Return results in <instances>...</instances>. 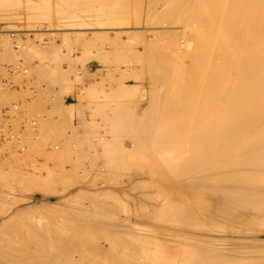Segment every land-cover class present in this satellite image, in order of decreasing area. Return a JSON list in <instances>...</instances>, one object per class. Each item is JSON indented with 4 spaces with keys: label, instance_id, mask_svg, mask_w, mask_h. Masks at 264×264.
<instances>
[{
    "label": "bare ground",
    "instance_id": "6f19581e",
    "mask_svg": "<svg viewBox=\"0 0 264 264\" xmlns=\"http://www.w3.org/2000/svg\"><path fill=\"white\" fill-rule=\"evenodd\" d=\"M45 1H47V0H45ZM133 1H134V3L137 1H139V3H142L141 1L145 2V0H137V1L133 0ZM162 1H164V3H163L164 6L161 7V5L159 4L160 8H161L160 9V8H157L160 0L159 1L158 0H147L146 3H148V6H147L148 8L147 9L144 8V9H146V11H147L146 12L147 18L150 17L151 18L150 20L153 22V25H154V26H152V22H149L151 24L150 26H152V27H148V26L147 27H148V30L150 29L149 32L151 33V35L153 37L152 38L153 42H155L154 40L158 39L159 37H164L167 40H168V38H170V40L166 41V43L169 42L168 43L169 45L167 44L168 46L167 45L166 46L168 48L170 47V49L172 48V53H171V50H170V53L173 54V57L170 54L163 56L161 52H160L161 54H159L158 51L156 52V50H154L155 48H153V47L151 49L150 46H155L156 42L154 44L150 45V43H152V41H149V40H145V42H144L145 43L144 46L147 49L150 48V50H147V49L145 50L146 52L147 51L149 52V53L147 52V55L142 54V55L136 56V60H134L132 57H130L131 55L133 56V53L130 56L126 55L125 57L128 58L127 56H129L131 59H133L132 61H138V64H139L140 62L143 63L144 61H146L148 55L150 54L151 58H152V63L151 62L150 63H151V65H153L152 66L153 68L151 67L152 70L155 69V70H157V72L159 70L162 71L161 74H159L160 72L156 73L159 75V76L157 75L158 77L155 74V72H156L155 70H154L155 72L151 71V72H154L153 74H155V79L153 80V83H155V85L154 84L153 85L155 88H157L156 85L161 84L160 86H163L162 90L164 88V90H163L164 92L163 91L161 92L160 91L161 89L158 90V88L157 89L153 88L154 89L153 91H152V89L148 88L149 91H151V95H149L147 97V99L148 98L149 99L146 103V106L144 107L143 110H141L140 114L135 115V114H131V113L128 114L127 112H134L136 107L132 108L131 106H134L135 102H140L143 100L142 98H140L139 100H137L138 98L135 99V97L138 96L141 92V85H139V84H128L127 83L128 85H121L122 82L120 83V79H119L121 76L118 78H115V76L113 74V76L115 78L114 80L119 79V82H118L119 84L116 82L118 87H115V85H114L115 89L112 88V79L105 78V79H103V81L102 80L97 81V79H96L97 82L95 81L96 84H98V85L100 84V86L102 85L101 87L99 86L101 88V90H99L98 87H96L95 83H94L95 87H93L92 85H91L92 86L91 87L89 85L91 89H87V91L84 90V91H86V94H92L96 98H100L98 95V91L101 92L102 94H104L103 91L106 90V88L104 87V84H106L108 87L107 88L108 92H110V90L112 92V89H113L114 90L113 92L118 91L117 93L115 92L116 95L117 94L123 95V97L120 96L122 98H124V97L127 99L131 98V99L126 100L125 104H123L124 101H122V104L124 106L122 104H120V105L114 104V101H113L114 105H110L111 109L110 108H107V109L104 108L106 110H108V109L111 110V111L110 110L108 111V112H111V114H108V116L105 115L107 117H105L103 115V117H105V119L101 116V114H100V116L102 117L101 119H99L100 117L95 118V115L92 116V119L90 117H88L91 120L90 124L88 125V123H87L88 118H87V120H85V119H83V117H84L83 116L82 117V119H83L82 124L84 126L82 124H80V125H82L81 127H83V130L86 128V130L88 131L89 134L91 132H93V134H94L90 139H89V137H86V140H84V141L81 140V141H83L84 143H87L88 139H89L91 141V143H93L101 151L100 152L98 150L99 152H97V155L95 152V155L99 156L101 154L102 157L104 158L102 160L101 159L102 157L101 158L94 157L93 162H91V159H92L91 156L92 155H90L91 158H90V160H88L89 164H87L88 163L87 159L89 157L87 155L88 157H87L85 162L88 166H86V167H91L93 164L97 163V161H100V164H101V160H102V164L99 166V164L97 163L98 167L95 164L97 169L95 168L93 170L95 172L98 171L99 175H96L98 173H96V174L93 173L92 177L94 175H96L97 178L101 177L105 180V182L107 181L106 182L107 184H110L111 186L109 185L106 189L104 188L105 190L100 189L99 190L100 194H97L99 191L97 193H94L93 191L83 190V189L78 191L79 189L77 188L78 190H77V194H75L76 196L74 195V199L69 197L72 200L69 199L68 204H70L69 202L73 201V200H78L76 202L77 203L79 202V204H80L81 201L84 200V198L85 199L87 198V199H89V201L91 199H92L91 201L94 200L93 204H95L94 205L95 207H94V212H92V213L90 212L92 209L90 211H88V208L90 207L87 205V203L89 204L88 200H87L88 202L86 201L87 203L85 202L86 203L85 205H84V203L83 204L81 203V205H84V209H82L83 208V206H82V208H79L80 209L79 211H76L77 210L76 208L78 205L75 207L76 204H74V205L72 204L73 207H75L76 212L73 211V208L71 210V208H69L66 205L65 208L68 207V209H70V211H71L70 212L68 209L64 208L66 211H68L66 213V215H68L67 217H69V215L71 214L69 218H71V217L73 218V219L71 218L72 221L70 220L71 221L70 223L65 222V221L59 223V221L61 219L64 220L63 215H61L62 216L61 217L59 215V213L57 214L58 218L56 217L57 220L55 219V217H54V219H52L53 217L49 218V216L50 215L53 216V214L49 213L50 214L49 215L47 211H46L47 214H45V215H48V218L44 219L45 215L43 217L42 216L43 213L40 211L38 212V210H37L39 207L36 209L37 211L32 210V209L30 211V209H29L30 212H27L26 210H28V208L24 206L25 209H23L22 208L23 206H21L23 211H21V208H20L21 212L19 210H18L19 211L18 212L17 208H16V212H18V213L13 211L15 213V215L13 214L11 216V214L8 213L10 216H8V217L6 216L7 218H4V221H2L3 219L1 218V221H0V262L2 260H4V261H2V263H4V264H7L9 261H11V262L14 261L15 263L13 262V264H86V262L89 264H100V262L104 263V261L106 264H108V263L109 264H164V262L166 264H264V236H261V235H264V0H162ZM63 2L64 1L62 0V3ZM73 2L74 1H72V3ZM106 2H107V0H106ZM119 2H120V0H118L116 4L118 5ZM126 2H128V1H126ZM144 2H143V4H146ZM10 3H12V2H10ZM120 3H122V2H120ZM126 4L127 3H124V7L126 6ZM143 4H142V7H143ZM3 5H4V3H0L1 8L3 7ZM6 5H9V4L6 3ZM18 5H19V3H18ZM115 5H113V7ZM45 6L47 7L46 4H45ZM91 6H92V4H91ZM137 6L135 7L136 9H137ZM139 6H140V4H139ZM127 7H128L127 9L130 10L129 6H127ZM130 7H132V6H130ZM34 8H35V6H34ZM40 8L42 9V7H40ZM102 8H103V6H102ZM83 9H84V6H83ZM115 9H117V6ZM124 9H126V8H124ZM140 9L142 10V8H140ZM156 9H158V10H156ZM0 10H2V9H0ZM90 10H88V11H90ZM101 10L103 11V9H101ZM114 10H113V13H114ZM121 10H119V11H121ZM126 10H125V13H126ZM96 11H97V9H96ZM134 11H136V10L134 9ZM76 12L77 11L72 12V13H76ZM103 12H102V14H103L102 16L107 17L106 16L107 13H106V15H104L105 12L104 13ZM131 12L133 13V11H131ZM138 12H141V11L139 10ZM56 13H58V12H56ZM69 13H70V11H69ZM113 13L112 14L109 13V14H111L113 17ZM119 13L122 14V12H118V14ZM125 13L122 14L123 18H125L124 17ZM128 13H126V14H128ZM141 14H143V13H141ZM56 15L58 16V14H56ZM59 15H60V13H59ZM97 15H99V14H97ZM100 15H101V13H100ZM115 15H117V14H115ZM154 15H155V18L157 16L160 17L163 15H165V16L167 15V17H170V19H172V20L170 22L166 21L165 23H162V24L159 22L160 24L157 25V23H154V20H156V22H157V21H159V18L158 19L153 18ZM47 16H48V14H47ZM81 16H82V13H81ZM79 17L80 16H78V18ZM114 17H118V15L114 16ZM114 17H113V21H115ZM78 18L76 17L77 20H78ZM136 18H134V19H136ZM145 18H146V15H145ZM145 18H142L141 20H143ZM152 18H153V20H152ZM119 19L120 18L118 17V20ZM162 19H160L161 22H162ZM59 20H60V18H59ZM105 20H103L104 23L103 22L101 23V28H102V26L106 25ZM111 20L112 19H110V21ZM122 20H121V23H124V22H122ZM89 21H86L87 24L89 23ZM107 21H106L107 23L111 24L110 27H112L113 25L116 26V24H114V23L115 22L117 23V21L113 22V25H112V23L109 22L108 18H107ZM139 21L137 24H139ZM95 22H97V21H95ZM147 22L148 21H146V24H149ZM72 23H74V22L72 21ZM78 23L81 25L80 22H78ZM82 23L84 24V21ZM121 23H120V21L117 23L119 25L116 27V29H121V30L126 29L127 31H129L127 28L128 27L127 23H125L127 25V27L123 24L121 25ZM134 23H136V22H134ZM92 24H94V22ZM109 24H107V26ZM155 24L157 26H155ZM27 25H28V23H27ZM31 25H33V24H31ZM140 25H141V23H140ZM58 26H59V23H58ZM65 26H66V23H65ZM67 26H69V25L67 24ZM107 26H105V27H107ZM110 27H108V28H110ZM84 28H86V27H84ZM88 28H90V27H87V29ZM94 28L97 31L98 27H97V29H96V27H94ZM94 28H93V31H94ZM99 28H100V26H99ZM132 28H134V27H132ZM136 28H138V27H136ZM39 29H41V28H39ZM56 29H58V28H56ZM70 29H72V27ZM90 29H92V28H90ZM26 30H28V29H25V32H26ZM121 30H120L121 34L119 33L120 35H122V32L125 31V30H122V31ZM93 31H91V32H93ZM111 31L116 32L117 34L114 33L116 36L119 35L117 30L116 31L111 30ZM132 31H133V29H132ZM132 31L130 29L129 32L135 33ZM2 32H8V33L14 32V33H16V30L15 31H13V30L9 31V29H8V31H7L5 29ZM2 32H0V36L5 35L3 39H6V41L8 38H11L7 41V43L9 45H12L10 43H12L11 40H12V37H14V36L12 35V37H8V36L6 37L7 34L3 33V35H2ZM53 32H55V31H53ZM83 32L84 31H82V33ZM129 32L125 33V35H127V34L129 35ZM56 33H59V32H56ZM75 33H76V31H75ZM78 33L79 32L77 31V34ZM82 33H81V35H82ZM104 33H106V35H107V32H104ZM104 33L101 32V35ZM77 34H75V35H77ZM84 34L82 35V37L84 36ZM93 34L95 36L98 34V32H97V34L95 32ZM93 34L91 35L92 36L91 38H89V36L86 37V39H88L87 42L89 41V39H93V38L95 39V37H97V38L98 37L99 38L104 37L103 35L101 36L100 33H99V35L93 37ZM109 34H111V33H109ZM9 35H11V33ZM59 35H61V34H59ZM59 35H58V37H59ZM66 35L67 34H65V36ZM81 35L79 33L80 37H81ZM134 35H130V36H134ZM61 36H63V35H61ZM79 36H77V37H79ZM105 37H104V39H105ZM142 37H143V35H142ZM0 38L2 39V37H0ZM68 38H69V36H68ZM83 38L85 39V37H83ZM114 38H112V40L109 39V41H113ZM127 38L129 40H131L130 37H127ZM150 38H151V36H150ZM15 39H17V38H15ZM76 39H78V38H76ZM116 39H117V37H116ZM118 39L120 40V37ZM63 40H65V39H63ZM70 40L71 41L68 40L69 41L68 44L72 42V38ZM132 40H134V39H132ZM158 40H160V39H158ZM0 41L2 42V40H0ZM76 41H74V43ZM94 41H96V39ZM124 41H126V40L124 39ZM142 41H143V39H142ZM5 42H3L2 47H0V54H2V57L6 58V56L8 57V55L13 54L12 57L15 60H13V58L11 56H9L11 59L6 58V59H10V60H8L9 63L12 62L10 65H14L16 63H21L22 66L25 67L28 63V65H27L28 67L27 66L25 67L27 69L26 73H23V72H25L23 69V72H20L19 74H14V75H9L7 72H5L6 70L0 71V73L2 75L5 72L6 74L4 76L7 75V77L9 79H11L12 84L17 86V88H14V87L9 88L6 86L0 87V95H2V93H3V95L0 96V105L2 107L7 108L9 110L10 114L15 115V118L12 120V125L14 127V130H16V132H15L16 134L21 133L20 134V137H21L20 142L22 145L25 146V147L22 145L19 146L16 143L7 142V141L3 142V143L0 142V185L3 186L4 184H2V183L5 182L6 185L4 187H6L7 185L10 186L9 182L11 181L10 179L12 178L11 177V178L7 179V177H9V176H4V175L10 174V176H11V172L13 171L12 173H14V170L12 169L13 167L11 168V166H13V165L15 166V163L16 162L18 163L19 162L18 160H20V158L21 159L26 158L24 156L23 157L21 156L20 158L17 157V159H16V158H14V156H16V155L20 156L23 153L26 156L30 155L31 149H33V148L35 149V150L34 149L32 150L34 153L33 156H35L36 149H39L37 147L39 145H35V144H37L38 140L40 138L42 139L45 136V134H46V136L43 138V141H45L44 143L46 144L47 149H49V147L51 148L53 146L54 149L56 150V148H57L56 145L59 143H57L55 141L56 138H54V137H53V141H55L54 143H57V144H53V142H51V140L49 141L50 143L47 142L49 140V138L52 139V137H49L48 135L49 134L51 135V133H55L56 137L61 136L60 139H63L62 133H65V134L69 133L68 130H67L68 131L67 133L64 131H65V128L68 129V124L70 123V116L72 115L73 110L74 109L76 110V108H77V110L80 111L81 110L80 107L83 105V103H81V106L79 104H77V106H76V105H73L72 103L66 104L65 102H62L61 99H63V98H61V96H65L64 94L67 93V89L72 86V83H70L71 81L64 76V73L60 68H58V69L63 74L61 72L55 73L56 69L54 66V69H55L54 73L56 75H54L53 78L49 73L47 75V77L51 78L50 80H54V81H52V84L53 85L56 84V86H58V89H57V87L55 89V85H54V87H52L51 83H48L49 79L47 80L45 78L46 76L44 77V75H46V72L48 70H45L46 67H45V69H42L41 64H40L41 67L39 66L38 69L44 75L41 74L39 72V70H38V72H35L37 70V68L34 67V74H35V77H34V75L32 74V71H33L32 67L36 66V63L34 65V64H32L33 62L31 63L30 61H33V59L36 58V57H33V55L36 52V50L34 49L35 47L31 46L26 50L22 46L21 51H19V54L22 53L23 56L26 54V57H27V55L31 54L30 55L31 58L29 59V56H28L27 58L21 59L22 57H20L19 54L15 55L17 52L14 51L13 48H11ZM48 42H49V40H48ZM87 42H85V43L87 44ZM127 42L128 41L125 42L126 43L125 45H127ZM129 42H131V41H129ZM66 43H67V41H66ZM78 43H79V41H77V44ZM94 43H96V42H94ZM100 43H102V42H100ZM132 43H129V44H132ZM144 43L142 42V44H144ZM62 44H65V43H62ZM115 44H117V42ZM120 44H121V42H120ZM142 44H141V47L143 46ZM157 44L162 45L161 42H158ZM164 44H165V42H164ZM99 45L100 44H98V46ZM110 45H113V43ZM71 46H72V44H71ZM73 46H76V44H74ZM84 46H87V45H84ZM91 46H93V45H91ZM94 46H95V44H94ZM133 46H135V45H133ZM8 47H10V50L12 52L14 51V53H12V54H11V52L9 53ZM102 47H101V49H102ZM115 47L113 46V48H115ZM122 47L124 48V46H121L120 48L118 47L119 49H117V50L122 49ZM129 47H131V46H129ZM57 48H59V47H57ZM69 48H70V46H69ZM82 48H83L82 49V55L79 56V58H81V62H80L81 65H82V63H83L82 61L84 59H87V57H89L91 54L93 55V53H91L89 56H87L86 53H88V52L86 50L88 48L86 50H85V47H82ZM95 48H96V46H95ZM168 48H166V50ZM51 49H53L52 46H51ZM77 49H80V47ZM90 49L88 50L89 52H90ZM133 49L135 50V48H133ZM133 49L131 51L134 52ZM156 49H157V46H156ZM23 50L26 51L24 54H23V52H24ZM98 50H100V49L98 48ZM113 50L111 47L110 49H108V51L107 50L106 51H107V53L108 52L110 53L111 51L113 52ZM158 50H161V49L158 48ZM57 51H59V50H56V53H57ZM95 51L96 50L94 49V52ZM102 51H104V50H102ZM102 51L100 50L101 53L99 52L100 53L99 55L102 57L106 56V51L104 54H102L103 53ZM61 52H63V51H61ZM64 52H66V51H64ZM96 52H97V54L94 53V55H97L96 58L100 57V56H98V51H96ZM140 52H142V51H140ZM140 52H138V53H140ZM51 53H53L52 50H51ZM120 53H122V52H120ZM136 53H137V50H136ZM138 53H137V55H138ZM165 53H167V52H165ZM168 53H169V51H168ZM45 54L48 55V57H49V53H45ZM126 54H127V52H126ZM64 55L65 54H63L62 57H64ZM113 55H114V53H113ZM123 55L121 54V56H123ZM53 56H55V54ZM111 56H112V54L110 55V58H113ZM0 57H1V55H0ZM18 57H20V58H18ZM48 57L46 56V58H48ZM51 57H52V55H51ZM68 57H69V55H68ZM102 57H101V59L107 60L106 59L107 56H106V58H102ZM110 58H108V59L110 60ZM115 58H116V55H115ZM4 59L3 60L0 59L1 60L0 62L3 63ZM25 59L26 60L28 59V61L25 62L26 61ZM56 59L61 60V58H55V62H56ZM149 59L150 58L148 57V61H149ZM11 60H13V61H11ZM23 60H25V61H23ZM65 60L67 61V59H65ZM68 60H71V59H68ZM98 60H100V58ZM118 60L121 61L120 58ZM126 60L127 59H125V62H126ZM8 61L6 60V62H4V63L7 64ZM22 61L25 62L26 65H24V63H22ZM34 61H35V59H34ZM49 61H51V59ZM78 61H80V60H78ZM115 61H116V59H115ZM52 62H54V61H52ZM30 63L32 64V66L30 65ZM134 63H132V64H134ZM108 64H110V63H108ZM38 65H39V63H38ZM71 65H72V63H71ZM113 65H115V64H113ZM116 65H119V64L117 63ZM70 66H69V68H70ZM139 66L137 68H140L141 66H142V68L145 67V66H143V64L140 67ZM0 67H1V65H0ZM29 67H30L31 71L28 69ZM79 67H82V66H79ZM111 67H112V65H111ZM116 67L117 66H115L114 68H116ZM1 68L5 69V65H4V67H1ZM108 68H110V67H107V69ZM128 68H129V66H128ZM116 69H114V71ZM122 69H125V68H122ZM147 69H149V68L146 66V70ZM42 70H45L46 72L44 73V72H42ZM67 70H70V69H67ZM67 70H66V72H67ZM132 70H135V68ZM107 71H109V70H107ZM84 72H86V71H84ZM93 72L95 73L96 71H93ZM102 72L104 73L105 71H102ZM120 72H126V71L121 70ZM142 72H143V70H142ZM38 73H40V75L43 76V80L46 79V81H43V83L46 82L45 84H41L38 86L37 83H41L40 78L42 79V77L39 76ZM80 73H81V71H80ZM88 73L91 75L92 72L91 73L88 72ZM68 74H69V71H68ZM82 74H83V71H82ZM111 74H112V72H111ZM130 74H131V72H130ZM149 74L150 73L148 72L147 75H149ZM36 75H37V80L39 77V82H36V80H35ZM93 75L94 74L92 73L91 77H93ZM119 75H120V73H119ZM122 75H123V73H122ZM131 75L133 76V78H135V80L140 79V76H138L139 75L138 73L137 74L134 73ZM140 75H141V73H140ZM151 75H149V78L151 77ZM67 76H69V75H67ZM79 76L81 77V74ZM79 76H78V81L82 85L83 82H81L82 79H80L81 81L79 80ZM82 76L85 77L86 76L85 73ZM95 76L98 77L97 75H95ZM123 80H124V77H123ZM78 81H77V83H78ZM140 82H141V80H140ZM149 82H151V81L149 80ZM116 83L114 82V84H116ZM78 85H79V83H78ZM151 85H152V82H151ZM89 86H87V87H89ZM166 87H169V89L168 88L166 89ZM96 88H97V91H96ZM116 88H117V90H116ZM5 90L7 91V93ZM8 90L13 91V93H15V92L17 93V94L16 93L13 94L12 92L11 93L9 92L10 94H13V95H21L22 94L21 96H23L24 98L13 101V103H11V104L8 103L10 105H7V102L8 101L10 102V100H8L6 102L4 100V97L6 95H7L6 97H8V95H10L8 93ZM42 90H44V91H42ZM51 90L54 92H52ZM2 91H5V93ZM20 92H23V93H20ZM25 92H27V93L30 92L31 96H34V95L36 96L37 94H35V93L38 92V96L40 98H37V96H36V98L34 97L36 99V101H37V99L41 100V96H42L41 101L43 102L42 104L44 106L42 105V109H41L40 106L38 105L39 109H41V112H40V110L38 112H33L35 110V108H34V110H32L33 109L32 105H30V107H31V110H30L28 105L32 103L31 99L33 97L30 96V93L28 94L29 96H27V94H26L27 97H25L24 96ZM55 92H56V94L59 93L58 99L56 98V97H58V94L53 95ZM18 93H20V94H18ZM41 93H43V94L41 95ZM49 93H53L52 95L55 98H53L51 100H55L56 102H54V101L52 102L50 100L49 96L51 97L52 95L51 94L49 95ZM115 93H113V96H111L112 94L110 93L111 94L110 96L113 99L118 97V95H117V97L114 96ZM46 96L48 97L50 102L46 101V100H48ZM132 98H134L135 100H133ZM2 99L6 102V104ZM113 99H111V100H113ZM118 99H119V97H118ZM40 100H39V102H41ZM33 101H34V99H33ZM45 102H48L47 103L48 105L50 103V106L53 105L51 103L55 104L54 107H52L53 110H55V113L53 110H52V112L54 114L57 113L56 115L60 116V118H59L60 120L59 119L56 120L55 118L57 116L54 117L53 116L54 114L52 112H51L52 114L50 112H48L52 116L42 112L43 109L45 108ZM115 102L117 103L118 101H115ZM15 103L19 104V107L21 110L20 114H19L18 109L14 110V111L12 109V105L13 104L15 105ZM88 103L89 102H87V104ZM94 103H96V102H94ZM105 103L107 105L108 102H105ZM84 104H85V102H84ZM91 104H92V102H91ZM99 104L100 103H96V111H98V112L100 111L99 110L100 109ZM50 106H49V110L47 109L48 107L46 108L48 111H51V109H52V108L50 109ZM108 106L104 105V107H108ZM33 107H35V106H33ZM82 108L85 109V107H82ZM89 108H92L94 111L93 106L88 107L87 109H89ZM76 111H75V113H76ZM102 112H104V111H102ZM77 113H76V116H77ZM79 113H81V112H79ZM105 113H107V112H105ZM79 117L81 118V116H79ZM79 117H76V118L78 119ZM50 118L51 119L54 118V120H56V121L54 122L52 120L53 121V123H52L51 120H48ZM80 118H79V122H80ZM98 119L103 121L102 123H104V126L101 124V125H99V127L95 128L96 126L94 125V123H98V121L93 122V120H98ZM47 120L50 121L52 124L51 123L48 124ZM84 120L87 123V125H85L83 123ZM60 121H61V123H60ZM101 121H99V122L101 123ZM62 122H64V123H62ZM20 123H23L22 128L20 126ZM78 123L76 122L75 124L78 125ZM91 124H92V126L94 125L95 127L92 128L93 130L90 129L91 131L89 132L88 128L92 127V126H90ZM107 125L109 126V128ZM71 126L72 125L69 126L70 131L72 129V128H70ZM78 127L76 126L75 128L72 129V131H74V129H76ZM81 127L79 129H81ZM100 127L105 128V130L104 131L97 130ZM94 129H96V130H94ZM83 130H81V131H83ZM76 131H77V129H76ZM78 132H73V133H75V135H76ZM94 132L95 133L98 132V133L95 134ZM88 133H86V134H88ZM121 133L129 135L127 138L130 137L133 142H129V139H130L129 138L128 139L129 144L128 143L125 144V142H123L125 137L123 138V136L119 135ZM71 134H70V136H71ZM80 134H81V132H80ZM80 134L78 133L79 136H80ZM73 135L74 134H72V136ZM78 135L74 136V138L69 139L67 137L66 139L68 141L71 140V142H72L73 141L72 139H75ZM47 137H49V138H47ZM66 139L61 141V143H63V144L61 145V147H60V145L58 146V147H60V148H58L59 150L61 148H64L62 146H65L66 149H68L67 147L69 146V144H70V146H72L73 143L69 142L67 144ZM81 139H83V137ZM84 139H85V137H84ZM182 139L186 140L185 141L186 143H184V141L180 142V140H182ZM58 140H59V138H58ZM43 141H41V142H43ZM39 143H40V141H39ZM44 143L43 144L40 143V144L45 145ZM51 143H52V146L50 145ZM176 143H177V145H176ZM181 143L184 146L186 144V146L184 148H183V146H180L178 148V144H181ZM66 144H67V146H66ZM77 144H80V143H78V141H77ZM88 144H89V142H88ZM88 144H86V146ZM42 145H40V146L42 147ZM83 146H84V144L82 146L78 145V147L76 145V147L78 148L77 149L78 151H76V150L72 151L73 148L70 147L71 148L70 152L75 153V151H76V152L80 153L82 151L79 150V147H82V149H83ZM86 146H85V149H86ZM171 146H172V148L174 146L177 148V150L175 149L176 152H178V149H180L182 147L183 149L182 148L181 149H182V151L184 150L183 151L184 153L181 150L180 151L183 153V155L179 156L178 153H176L178 155L177 156L176 154H173L174 150H172L170 148ZM43 147H45V146H43ZM53 147L51 148V152H55ZM28 149H30V152H29L30 154L29 153L27 154V152H26V151H29ZM66 149L65 150L63 149L65 151V153L68 152ZM85 149H83V152L86 151ZM89 149L87 150L88 154H89V152L91 153V151H89ZM39 150H37L38 153L40 152ZM42 150H43V148H42ZM171 150L173 153L171 152ZM44 151L45 150H43V152ZM61 151H62V149H61ZM64 151H62V153ZM10 152H12L15 155L10 154ZM43 152H42V154H43ZM93 152H94V150H93ZM44 153L46 156L47 153L46 152H44ZM49 153L47 154L48 155L47 157H49L51 155V154L49 155ZM57 153H58V151H57ZM62 153H61V156L60 155L59 156L63 159ZM79 153H76L75 155L77 156ZM82 153H80V154L82 155ZM70 154L71 153H69V155ZM10 155H13V157ZM53 155H55V154H53ZM53 155H51V156H53ZM66 155H68V154H66ZM66 155H64V157ZM71 155H74V154H71ZM83 155H84V153H83ZM93 155H94V153H93ZM8 156H10L12 159L14 158L13 160H16V162L13 161L14 162L13 165L9 164V165H11L10 168L12 171L7 167L8 164H7V166L5 165L6 164L5 159L7 160L10 158V157L8 158ZM78 156H80V155H78ZM55 157H57V156L55 155ZM55 157H51V159L52 158L54 159ZM83 157L86 158L85 155ZM131 157H133L135 159V161L132 164H128L127 158L130 159ZM29 158H30V156H29ZM44 158L46 159V157H44ZM66 158H68V157H66ZM72 158L73 157H69L70 161L68 159L67 160L64 159V160L66 162L67 161L71 162L73 159H75V157L73 159ZM76 158H79V157H76ZM80 158H82V157H80ZM95 158L98 160L95 161L94 160ZM31 159L33 160V158L31 157L29 162H31ZM34 159H36V158H34ZM41 159H40L41 161H38L39 163L40 162L42 163L43 158L41 157ZM57 160L58 159H56L55 167L57 164ZM46 161H47V159H46ZM46 161L44 160L43 163L46 164L45 163ZM51 161H49V162H51ZM77 162H75V160H74V162H73L74 166L73 167H75V168L73 170L70 169L71 171H75L76 169L78 170L77 167H79V166H80V168L82 167V165H78L79 163L77 164ZM32 163L33 162H31L30 165H32ZM75 163L77 165H75ZM2 164H4V166L7 167V171L10 170L9 173H7V171L4 170L5 168L2 169L3 168ZM86 164H84V166ZM43 165H41V166H43ZM63 165H64V163H63ZM63 165H62V163L61 164L59 163L57 165L56 169L58 172L56 175H58V177H60L61 179H62V177L66 176L67 179H65V180H67V182H68V180H70L69 178H70L71 173L69 174L70 170H68L69 171L68 172L66 167L63 168L64 167ZM89 165H91V166H89ZM19 166H20V164H19ZM86 167H85V169L87 170ZM33 168H35V167L33 166ZM33 168L31 167V170ZM36 168H38V167H36ZM44 168H45V165H44ZM52 168L54 169V165H52V167L49 169H52ZM53 169L50 170V173H51V171H53ZM16 170L18 171L17 168L15 169V171ZM23 170H25V169H23ZM83 170H84V168L82 167V171ZM20 171H22V170H20ZM27 171L26 172L24 171V172L30 175L31 174L29 172L30 170L28 171L29 173ZM87 171L84 172L85 176L92 174L91 173L92 171H90L91 174L88 171V173L86 175ZM44 172H46V171H44ZM80 172H81V169H80ZM80 172L79 173L76 172L79 175V177H80L81 173H83V172H81V173ZM50 173H49V170H48V173L46 172L47 177L45 176V173H44L45 180H44V176H42L41 178H43L42 179L43 181H41V180H36L37 178L40 179L39 177H36V176H38V174H34L36 176L32 175L34 178L29 179V177H27L25 174H23V171H22L23 176L27 177L25 186L27 188L29 187V190H31V191H38V192L43 193V194L53 195L56 192V190H49L51 188L50 187L51 185L49 186L50 187L49 189L47 188L49 185V183L47 184V181L50 182L52 184V186L56 183V182L55 183L51 182L50 179L54 175H52V173L51 174ZM84 173L81 176V178L83 177L81 180L84 179ZM40 174H41V172L39 173V176H40ZM67 174H69V178H68ZM12 175L14 176V174H12ZM20 175H21V173H20ZM50 175H51V178H50ZM73 175H75V174L73 173L72 176ZM16 176H19V174L18 175L15 174L14 177H16ZM96 176L93 178L96 179ZM14 177H13L12 181L16 179ZM58 177L56 178V180L60 179ZM92 177L89 176V179ZM4 178L7 179L8 181L10 180V181L8 182ZM123 178H127L128 181L130 182V185L128 184L129 185L128 187L126 184H124ZM148 178L150 181V183H149L150 185H147L149 181H146V180ZM61 179H60V181L58 180L60 182V184L62 183ZM73 179L77 180V179H75V176L72 178V180ZM20 180H22V179H20ZM74 180L72 182L69 181L70 183H73V184H70V186L71 185L73 186L74 183H76V182L80 183L79 181L75 182ZM91 180L92 179H90V182H91ZM93 180H92V183L95 184V186L98 184H101V186L103 187L105 185L104 183H97L96 184L93 182ZM96 180L98 181V179H96ZM96 180H94V181L96 182ZM100 180H99V182H100ZM166 180H170V184L166 183ZM12 181H11V185H12ZM23 181H24V179H23ZM53 181H54V179H53ZM88 181H85V182L87 183ZM21 182L22 181H20L21 185L25 184V183H21ZM13 183H15V182L13 181ZM63 184L65 185L66 181ZM63 184H61L63 187H65L63 189L67 190L68 189V187L66 188L67 184L65 186ZM93 184H90L89 186L92 187ZM2 186H0V187H2ZM8 186L6 188H10ZM72 186H71V188H72ZM15 187H18V186L16 185V186H14V188ZM54 187H55V185L52 188L54 189ZM126 187H127V190H129V191L131 190L130 193H132L133 195L131 194V196L130 195L128 196V194H127L126 199H128L129 201H127V203L126 202L121 203V201H120L121 199L119 200L120 197L118 196L117 192L123 191V193L125 195ZM14 188H11L10 191H13V190L15 191L16 188L15 189ZM61 188L62 187L60 186V189ZM110 188H112V190ZM22 189H25V188L22 187ZM63 189H62V191H63ZM25 190H27V189H25ZM57 192H59V190H57ZM88 192H90V193H88ZM4 193H3V195H1L2 198H0L1 199L0 202L2 201V204H3V200H2L3 196L8 195L7 197L12 198L13 196L18 195V194H15L13 192L9 193V194L8 193L4 194ZM67 196H70V194ZM71 196L73 197V195H71ZM99 197L100 198H106V199L108 198L111 201H107L106 199L105 200L103 199L104 200L103 201ZM169 197L173 198L174 200H170ZM4 198H6V196ZM98 198L102 202H99V201L97 202L96 200ZM124 198H125V196H124ZM12 199H8L9 204L10 203L14 204V202H10V201L15 200V202H16L18 200V199L17 200L16 199L12 200ZM27 199H29V198H27ZM145 199H147V201ZM21 200H23V199H21ZM6 201H7V198H6ZM6 201L3 204L4 206L7 204L5 206V208L9 206V204L6 203ZM91 201H90V203H92ZM43 202L45 203V201H43ZM82 202H84V201H82ZM65 203L67 204V202H65ZM2 204L0 203V213L1 214L6 213V211H4L5 209L3 208L4 206H2ZM60 204H61V201H60ZM93 204H92V206H93ZM41 205H42V203H41ZM72 205H71V207H72ZM120 205H123V208L125 207L124 213L128 214L126 218H123L124 216H122L123 209L120 208ZM53 206H54V204H53ZM55 206H56V203H55ZM62 206H64V205H62ZM85 206H86V208L87 207L88 208L86 209ZM132 206L134 207L133 209H135V210L137 208V210L135 212L132 211V213L134 212L133 213L134 215H137V214L141 215L142 220L144 219L146 224H142L141 222L139 223V221H140L139 219L132 221L131 219L128 218L129 214L131 213V207ZM146 206H149V207H146ZM33 207L35 208V206H33ZM78 207H81V206H78ZM44 208L47 210V208L45 206H44ZM57 208H59V210H60V207H58V205H57ZM139 208H140V210H139ZM147 208H149V210H147ZM150 208H152V209L150 210ZM8 209L10 210V207H8ZM18 209H19V207H18ZM52 209H48V211H50ZM62 209L63 208H61V211L58 210L60 212V214L65 212L64 209H63L64 212H62L63 211ZM6 210H7V208H6ZM54 210L55 209H53V211ZM34 211H36V214L39 213L40 215L39 216L36 215ZM50 212H52V211H50ZM57 212H55L54 215H56ZM28 213L30 215L32 214L31 215L32 218H31V216L28 215ZM52 213H54V212H52ZM34 215L36 216V218L33 217ZM40 216L43 218L42 220L39 219ZM59 217H61L60 220H58ZM109 217H112V218H110L111 221H110ZM29 218H31V219H29ZM37 219H39V220H37ZM80 219L83 222H80ZM151 223H153V224H151ZM163 224H165V225H163ZM110 225H111V227H110ZM141 225L144 228L140 227ZM152 227H155L156 230L153 231ZM10 230L11 231L14 230L15 231L14 233H16V234L13 235V231L9 232ZM63 230H68L67 233H69V231H73V233L65 234L64 232H62ZM45 231H47V234L44 233ZM10 233H12V234H10ZM9 235H13V236H9ZM13 237H14V239H12ZM101 237H106L109 242H107V244H105V245L103 243H100L99 239ZM43 238H45V239H43ZM134 239L138 241L137 244L140 243V244H138L140 246L134 244V243H136V241L134 242ZM132 241L134 243H132ZM164 241H166L172 247H169V245L168 246L165 245L167 243ZM169 242H171V243H169ZM29 243L32 244V247H33L32 249L26 248V245H28ZM104 243H106V241H104ZM162 243H165V244H162ZM22 244L25 245L24 249H18V248H22V247H20V245H22ZM12 248H14V252H13V250H11ZM184 248H188V249H184ZM248 248H250V249H248ZM246 250H248L249 252H247ZM12 252H13V254H12ZM6 257H8L9 260L7 259V262L5 263ZM106 261H108V263ZM11 262H9V263H11ZM2 263H0V264H2Z\"/></svg>",
    "mask_w": 264,
    "mask_h": 264
},
{
    "label": "rangeland",
    "instance_id": "374dc122",
    "mask_svg": "<svg viewBox=\"0 0 264 264\" xmlns=\"http://www.w3.org/2000/svg\"><path fill=\"white\" fill-rule=\"evenodd\" d=\"M14 1V2H13ZM64 2L62 3V0H47V1H45V0H0V3H4V5H3V7L1 8L0 7V9H2V10H0V26H2V30L4 31L5 29L8 31V29H9V31H15L16 30V33H14V32H2V35H3V33H5V34H7L6 35V37L8 36V37H12V35L15 37V38H21V40H22V42H23V47L27 50L29 47H31V46H33V47H35L34 49L36 50V52H35V54L33 55V57H36V58H34L35 59V61H34V59H33V61H30L32 64H34L35 65V63H36V66H33L32 67V69H33V71H32V74L34 75V77H35V74H34V67H36L37 68V70L35 71V72H38V68H39V66L41 67V65H42V69H45V67H46V69L45 70H48L47 72L45 71V70H42V72H46V75H44L43 73H41L40 72V70H39V72L41 73V74H43L44 75V77L49 81H47L48 83H51V86L52 87H54V85H55V87H56V84H52V81H54V80H50L51 78H49V77H47V75H48V73L52 76V78H53V76L54 75H56L55 73H57V72H61L58 68H60L62 71H63V73H64V76L67 78V79H69L71 82L70 83H72V85H73V83L74 84H78L79 83V85H81V83L78 81V76L81 74V77L79 76V80L80 79H82V81L81 82H83V83H85V80H88V81H93L94 82V80H102L103 81V79H105V78H110V79H112V88H114L115 89V87H118V85H117V83L119 82V79H120V83L122 82V84L121 85H128V84H139V85H141V92H140V94L138 95V96H136L135 97V99H137V100H139L140 98H142L143 100L142 101H140V102H135V105L134 106H131L132 108H135L136 107V109L134 110V112H127L128 114L129 113H131V114H135V115H138V114H140V112H141V110H143L144 109V107L146 106V103H147V101H148V99H147V97L149 96V95H151V91H149V89L148 88H150V89H152V91L154 90V89H157L158 88V90L159 89H161L160 91L162 92L163 90H164V88H163V90H162V87L163 86H160L159 84H157L156 85V87L157 88H155L154 87V85H155V83H153V80L155 79V74L156 73H158V72H160L159 74H161L162 73V71L161 70H159L158 72H157V70H155V69H153L152 70V66L153 65H151V63H152V58H151V55L149 56L148 55V57L150 58L149 59V61H148V57H147V60L146 61H144L143 63L142 62H140L139 64H138V61H132L133 59L134 60H136V56H139V55H144V54H146L147 55V52L145 51L147 48L144 46L145 45V40H149V41H152V43H150V45H152V44H154L155 42H156V45L155 46H150L151 47V49H152V47L153 48H155L154 50H156V52L158 51V53L159 54H161L162 53V55L163 56H166L167 54L169 55H171L172 57H173V54H171L172 53V48L170 49V47L168 48L167 46L169 45L168 43L169 42H167L166 43V41H168V40H170V38H168V40L167 39H165L164 37H159L158 39H160V40H158V39H156V40H154L155 42H153V37H152V35H151V33L149 32V30H148V27H152V26H154L153 25V22L150 20L151 18L150 17H148L147 18V11H146V9L148 8L147 6H148V3H146L147 2V0H145V2L144 1H141L142 3H139V1H137V0H135V1H137V2H135L134 3V1L133 0H120V2H122V3H118V5L120 6H118L116 3H117V1L116 0H107V2H106V0H63ZM72 1H74L73 3H72ZM86 1V2H85ZM89 1V2H88ZM91 1V2H90ZM93 1V2H92ZM104 1V2H103ZM111 1V2H110ZM126 1H128V2H126ZM159 1V0H158ZM9 2V3H8ZM10 2H12V3H10ZM30 4H29V3ZM37 4H36V3ZM59 2V3H58ZM95 2V3H94ZM113 2V3H112ZM143 2L144 3H146V4H143ZM6 3L7 4H9V5H6ZM18 3H19V5H18ZM41 3V4H40ZM44 3V4H43ZM56 3V4H55ZM65 3V4H64ZM71 5H70V4ZM77 3V4H76ZM85 3V4H84ZM87 3V4H86ZM90 3V4H89ZM97 3V4H96ZM107 3V4H106ZM116 5H115V4ZM124 3H127L126 4V6L124 7ZM131 5H130V4ZM158 3V2H157ZM163 3H164V1H162V0H160V2L158 3V7L157 8H160V5H161V7L162 6H164L163 5ZM25 6H24V5ZM33 4V5H32ZM35 4V5H34ZM45 4L47 5V7L45 6ZM64 4V5H63ZM68 6H67V5ZM91 4H92V6H91ZM100 6H99V5ZM112 4V5H111ZM129 4V5H128ZM139 6V4H140V8H142V10L137 6V5ZM142 4H143V7H142ZM160 4V5H159ZM27 5V6H26ZM37 5V6H36ZM49 5V6H48ZM62 5V6H61ZM82 5V6H81ZM87 5V6H86ZM95 5V6H94ZM98 5V6H97ZM113 5H115L114 7H113ZM123 7H122V6ZM135 5V6H134ZM2 6V5H1ZM33 8H32V7ZM34 6H35V8H34ZM44 6V7H43ZM78 6V7H77ZM83 6H84V9H83ZM102 6H103V8H102ZM110 8H109V7ZM116 6H117V9H115L116 8ZM127 6H129V8H130V10H128L127 8ZM130 6H132V7H130ZM137 6V9L135 8ZM145 6V7H144ZM40 7H42V9L40 8ZM106 7V8H105ZM122 7V8H121ZM37 8V9H36ZM79 8V9H78ZM86 8V9H85ZM91 10H90V9ZM115 10H114V9ZM124 8H126V9H124ZM144 8H146V9H144ZM47 9V10H46ZM73 9V10H72ZM83 9V10H82ZM96 9H97V11H96ZM101 9H103V11L105 12L106 10V12H105V14L104 15H106V13H107V17H104V16H102L103 14H102V10ZM111 9V10H110ZM122 9V10H121ZM134 9L136 10V11H134ZM161 9V8H160ZM35 10V11H34ZM67 12H66V11ZM70 11V13H69V11ZM79 10V11H78ZM88 10H90V11H88ZM109 10V11H108ZM113 10H114V13H113ZM117 10V11H116ZM119 10H121V11H119ZM125 10H126V13H128V14H126L125 13ZM141 11V12H138V11ZM144 10V11H143ZM156 10H158V9H156ZM60 11V12H59ZM75 12V11H77L76 13H72V12ZM85 11V12H84ZM131 11H133V13L131 12ZM52 12V13H51ZM56 12H58V13H56ZM90 12V13H89ZM97 12V13H96ZM103 12V13H104ZM116 12V13H115ZM118 12H122V14H124L125 13V15H124V17L126 18H123V15L121 14V13H119L118 14ZM59 13H60V15H59ZM81 13H82V16H81ZM100 13H101V15H100ZM109 13H113V17L114 16H117L118 15V17L120 18L119 20H118V17H114L115 19V21H117V23L120 21V23H121V20H122V22H124V23H121V25L123 24V25H125L126 27H127V25H128V30L130 31V29H131V31H132V29H133V31L132 32H135V33H131V32H129V31H127L126 29H122V30H125L124 32H122V35H120L121 34V32H120V30L121 29H116V27L119 25V24H117L115 21H113V17H112V15L111 14H109ZM137 13V14H136ZM141 13H143V14H141ZM146 13V14H145ZM22 14V15H21ZM47 14H48V16H47ZM53 14V15H52ZM56 14H58V16L56 15ZM73 14V15H72ZM97 14H99V15H97ZM115 14H117V15H115ZM157 14V13H156ZM155 14V15H156ZM93 15V16H92ZM134 17H133V16ZM145 15H146V18H145ZM155 15L153 16V18H155ZM158 15V14H157ZM21 16V17H20ZM50 16V17H49ZM55 16V17H54ZM78 18V16H80L79 18H78V20L76 19V17ZM85 18H84V17ZM87 16V17H86ZM95 16V17H94ZM99 16V17H98ZM109 16V17H108ZM138 16V17H137ZM58 17V18H57ZM91 17V18H90ZM137 17V18H136ZM141 17V18H140ZM59 18H60V20H59ZM63 18V19H62ZM66 18V19H65ZM81 18V19H80ZM94 18V19H93ZM107 18H108V20H109V22L110 23H112V25H113V22H115L114 24H116V26L115 25H113L112 27H110V25L111 24H109V23H107L108 21H107ZM117 18V19H116ZM122 18V19H121ZM133 18V19H132ZM134 18H136V19H134ZM139 18V19H138ZM142 18H145V19H143V20H141ZM153 18H152V20H153ZM159 18V21H157L156 22V20H154V23H157V25H159L160 23L162 24V23H165L166 21H168V22H170L172 19H170V17H167V15L165 16V15H163V16H160V17H156L155 19H158ZM163 18V19H162ZM18 19V20H17ZM83 19V20H82ZM96 19V20H95ZM105 20V23H106V25L105 26H107V24H109L107 27H105V26H102V28H101V23L103 22L104 23V21L103 20ZM110 19H112L111 21H110ZM125 19V20H124ZM129 21H128V20ZM138 19V20H137ZM150 21H149V20ZM160 19H162V22H161V20ZM170 19V20H169ZM90 20V21H89ZM127 20V21H126ZM140 20V21H139ZM72 21L74 22V23H72ZM76 21V22H75ZM84 21V24L82 23ZM86 21H89V23L87 24V22ZM95 21H97V22H95ZM107 21V22H106ZM136 22V23H134V22ZM138 21H139V24H137L138 23ZM142 21V22H141ZM146 21H148L147 23H149V22H152V26H150L151 24L149 23V24H146ZM66 23V26H65V23ZM78 22H80L81 23V25L78 23ZM94 22V24H92ZM130 22V23H129ZM160 22V23H159ZM5 23V24H4ZM27 23H28V25H27ZM58 23H59V26H58ZM76 23V24H75ZM125 23H127V25L125 24ZM134 23V24H133ZM140 23H141V25H140ZM31 24H33V25H31ZM41 24V25H40ZM67 24L69 25V26H67ZM83 24V25H82ZM91 24V25H90ZM132 24V25H131ZM136 24V25H135ZM100 26V28H99V26ZM120 25V26H121ZM134 25V26H133ZM138 25V26H137ZM156 24H155V26H157ZM92 26V27H91ZM124 26V27H125ZM134 27V28H132V27ZM141 26V27H140ZM148 26V27H147ZM72 27V29H70ZM84 27H86V28H84ZM87 27H90V28H92V29H90V28H88L87 29ZM94 27H96V29H97V27H98V29H97V31L95 30V28ZM108 27H110V28H108ZM125 27V28H126ZM136 27H138V28H136ZM146 27V28H145ZM31 28V29H30ZM39 28H41V29H39ZM45 28V29H44ZM56 28H58V29H56ZM77 28V29H76ZM93 28H94V31H93ZM108 30H107V29ZM137 30H136V29ZM19 29V30H18ZM24 31H23V30ZM25 29H28V30H26V32H25ZM35 29V30H34ZM102 29V30H101ZM110 29V30H109ZM30 30V31H29ZM32 30V31H31ZM34 30V31H33ZM49 30V31H48ZM111 30H113V31H116L117 30V32H118V36H116L114 33H116V32H112ZM121 30V31H122ZM136 30V31H135ZM145 30V31H144ZM148 30V31H147ZM48 31V32H47ZM53 31H55V32H53ZM63 33H61V32ZM75 31H76V33H75ZM77 31L80 33V35H81V33H82V31H84L83 33H82V35L84 34V36L83 37H85V39L82 37V35H81V37L79 36V33L77 34ZM91 31H93V32H91ZM107 32V35H106V33H104V32ZM127 31V32H126ZM140 31V32H139ZM56 32H59V33H56ZM91 32V33H90ZM96 33L97 34V32H98V34L97 35H99V33H100V35H101V32L102 33H104V34H102L104 37L106 36H108L107 38L105 37V39H104V37H101V38H97V37H95V36H97V35H95L94 36V34L93 33ZM129 32V35L127 34V35H125V33H128ZM139 32V33H138ZM10 33H12L11 35H9ZM18 33H20V34H18ZM50 35H49V34ZM109 33H111V34H109ZM114 35H113V34ZM59 34H61V35H63V36H61V35H59ZM65 34H67L66 36H65ZM75 34H77V35H75ZM93 34V37H95V39H96V41H94L93 39H89V41L87 42V40L88 39H86V37L87 36H89V38H91L92 35ZM111 36H109V35ZM117 34V33H116ZM135 34V35H134ZM138 34V35H137ZM58 35H59V37H58ZM86 35V36H85ZM130 35H134V36H130ZM142 35H143V37H142ZM5 36V35H4ZM4 36H0V37H2V39L0 38V40H2V42L0 41V47H2V43L3 42H5L6 41V39H3L4 38ZM17 36V37H16ZM68 36H69V38H68ZM77 36H79V37H77ZM122 36V37H121ZM150 36H151V38H150ZM5 37V38H6ZM14 37H12V40L13 39H15ZM58 37V38H57ZM64 37V38H63ZM110 37V38H109ZM115 37V38H114ZM116 37H117V39H116ZM120 37V40L118 39ZM125 37V38H124ZM127 37H130V39L131 40H129ZM133 37V38H132ZM166 37V36H165ZM62 38V39H61ZM68 38V39H67ZM72 38V42L71 43H69L68 44V42L69 41H71L70 39ZM76 38H78V39H76L77 41H79V43L77 44V41L75 40ZM112 38H114L113 39V41H109V39L110 40H112ZM146 38V39H145ZM163 40H162V39ZM167 38V37H166ZM9 39H11V38H8L7 39V41L9 40ZM63 39H65V40H63ZM116 39V40H115ZM124 41V39L126 40V41H128L127 42V45H125L126 43V41H122V40ZM132 39H134V40H132ZM142 39H143V41H142ZM152 39V40H151ZM4 40V41H3ZM11 40V41H12ZM48 40H49V42H48ZM69 40V41H68ZM7 41L5 42V43H7ZM65 41V42H64ZM66 41H67V43H66ZM74 41H76L75 43H74ZM87 42V44L85 43V42ZM121 42V44H120V42ZM129 41H131V42H129ZM139 41V42H138ZM144 43V44H142V42ZM165 42V44H164V42ZM52 42V43H51ZM60 42V43H59ZM94 42H96V43H94ZM100 42H102V43H100ZM104 42V43H103ZM117 42V44H115ZM133 42V43H132ZM158 42H161L162 43V45L161 44H157ZM10 43V42H9ZM43 43V44H42ZM51 45H50V44ZM62 43H65V44H62ZM81 43V44H80ZM93 43V44H92ZM108 43V44H107ZM113 43V45H110V44H112ZM119 43V44H118ZM129 43H132L133 45H135V46H133L132 44H129ZM143 45L142 47H141V44ZM8 44V43H7ZM10 44H12V43H10ZM53 44V45H52ZM55 44V45H54ZM71 44H72V46H71ZM74 44H76V46H73ZM93 45V46H91V45ZM94 44H95V46H96V48H95V46H94ZM98 44H100L99 46H98ZM115 44V45H114ZM123 44V45H122ZM168 44V45H167ZM9 45V44H8ZM61 45V46H60ZM80 47V49H77V48H79L78 46ZM82 45V46H81ZM84 45H87V46H84ZM90 45V46H89ZM117 45V46H116ZM124 46V48L122 47V49H120V50H117V49H119L121 46ZM167 45V46H166ZM11 48H12V45H9ZM48 46V47H47ZM51 46L53 47V49H51ZM69 46H70V48H69ZM89 46V47H88ZM103 46V47H102ZM113 46L116 48H113ZM129 46H131V47H129ZM156 46H157V49H156ZM159 46V47H158ZM163 46V47H162ZM166 46V47H165ZM10 47H8L9 48V53L11 52V54L12 53H14V51L12 52L11 50H10ZM57 47H59V48H57ZM61 47V48H60ZM82 47H85V50L88 52V53H86L87 54V56H89L91 53H93V55L91 54L89 57H87V59H84L82 62V65H81V58H79V56H81L82 55ZM101 47H102V49H101ZM112 47V50H113V52L111 53L112 54V56L111 57H113V58H110V53L108 52L107 53V51H108V49H110ZM119 47V48H118ZM129 47V48H128ZM47 48V49H46ZM56 48V49H55ZM91 48V49H90ZM98 48L102 51V50H104V51H102L103 53L102 54H104L105 53V51H106V56H107V58H106V56H104V57H102V56H100L99 54L101 53L100 52V50H98ZM126 48V49H125ZM128 48V49H127ZM131 48V49H130ZM133 48H135V50L133 49ZM145 48V49H144ZM158 48L159 49H161V50H158ZM164 48V49H163ZM166 48H168L167 50H166ZM90 49V52L88 51ZM94 49L96 50V51H98V56H100V57H98V58H96L97 57V55H94V53H96L97 54V52L95 51L94 52ZM124 49V50H123ZM134 50V52L133 51H131V50ZM143 49V50H142ZM51 50H52V52L53 53H51ZM56 50H59V51H57V53H56ZM80 50V51H79ZM116 50V51H115ZM129 50V51H128ZM136 50H137V53L138 52H140V51H142V52H140V53H138V55H137V53H136ZM140 50V51H139ZM147 50H150V48L149 49H147ZM153 50V51H154ZM170 50H171V53H170ZM24 51V50H23ZM61 51H66V54L64 55V57H62L63 55L62 54H60L61 53ZM118 51V52H117ZM125 51V52H124ZM131 51V52H130ZM163 51V52H162ZM168 51H169V53H168ZM26 51H24L23 52V54L25 53ZM100 52V53H99ZM120 52H122V53H120ZM126 52H127V54H126ZM130 52V53H129ZM155 52V51H154ZM161 52V53H160ZM165 52H167V53H165ZM45 53H49V57H48V55H47V57L48 58H45L44 56H43V54H45ZM68 53V54H67ZM113 53H114V55H113ZM133 53V56L131 55ZM149 53V52H148ZM157 53V54H158ZM55 54V56H53ZM57 54V55H56ZM121 54L123 55V56H121ZM1 55V57H0V59H4L3 57H2V54H0ZM15 55H17V54H15ZM31 55V54H30ZM30 55H27V57L29 56V59L31 58L30 57ZM51 55H52V57H51ZM68 55H69V57H68ZM115 55H116V58H115ZM126 55H131L130 57H132L133 59H131L129 56H127L128 58H126L125 56ZM9 56H13V54L12 55H8V57L6 56V58H10ZM19 56L20 57H22L21 59H23V58H27L26 57V54L23 56L22 55V53H20L19 54ZM71 56V57H70ZM15 57V56H14ZM17 57V56H16ZM20 57H18V58H20ZM61 58V60L60 59H56V62H55V58ZM94 57V58H93ZM101 57L102 58H106L107 60H104V59H101ZM5 58V59H6ZM13 58V57H12ZM63 58V59H62ZM77 58V59H76ZM100 58V60H98ZM108 58H110V60L108 59ZM121 59V61L120 60H118V59ZM123 58V59H122ZM4 59V62H6V60L8 61V60H10V59H6L5 60ZM31 59V60H32ZM51 59V61H49ZM65 59H67V61L65 60ZM68 59H71V60H68ZM76 59V60H75ZM97 59V60H96ZM115 59H116V61H115ZM125 59H127L126 60V62H125ZM129 59V60H128ZM13 60H15L14 58H13ZM13 60H11V61H13ZM26 60V59H25ZM25 60H23V61H25ZM63 60V61H62ZM78 60H80V61H78ZM103 60V61H102ZM1 61V60H0ZM22 61V63H24V65H26V63L25 62H27L28 61V59L25 61V62H23ZM47 61V62H46ZM52 61H54V62H52ZM60 61V62H59ZM65 61V62H64ZM72 61V62H71ZM101 61V62H100ZM119 61V62H118ZM131 61V62H130ZM2 63V62H0V65H1V67H4V65H5V69H2L1 67V69H0V71L2 70H6L5 72H7V67L12 63V62H10L9 63V61L7 62V64L6 63ZM45 62V63H44ZM59 62V63H58ZM69 62V63H68ZM72 63V65H71V63ZM77 62V63H76ZM112 62V63H111ZM114 62V63H113ZM126 64H125V63ZM128 62V63H127ZM130 62V63H129ZM135 62V63H134ZM147 62V63H146ZM151 62V63H150ZM14 63V62H13ZM30 63V65L32 66V64ZM38 63H39V65H38ZM67 63V64H66ZM105 63V64H104ZM108 63H110V64H108ZM119 64V65H116V64ZM121 63V64H120ZM132 63H134V64H132ZM149 63V64H148ZM41 64V65H40ZM113 64H115V65H113ZM136 64V65H135ZM143 64V66H145V67H143L142 68V65ZM146 64V65H145ZM148 64V65H147ZM27 65H28V63H27ZM26 65V66H27ZM29 65V66H30ZM59 65V66H58ZM71 65V66H70ZM74 65V66H73ZM102 65V66H101ZM111 65H112V67H111ZM141 67H140V66ZM151 65V66H150ZM25 66V67H26ZM54 66H55V69H54ZM69 66H70V68H69ZM73 66V67H72ZM79 66H82V67H79ZM110 67V68H108L107 69V67ZM115 66H117L116 68H114ZM128 66H129V68H128ZM140 67V68H137V67ZM146 66L149 68V69H147L146 70ZM28 67V66H27ZM53 67V68H52ZM152 67V68H151ZM75 68V69H74ZM88 68V69H87ZM104 68V69H103ZM122 68H125V69H122ZM135 68V70H132V69H134ZM137 68V69H136ZM30 71H31V69H30V67L28 68ZM58 69V70H57ZM64 69V70H63ZM67 69H70V70H67ZM73 69V70H72ZM106 69V70H105ZM114 69H116L115 71H114ZM54 70H55V73H54ZM66 70H67V72H66ZM78 70V71H77ZM98 70V71H97ZM107 70H109V71H107ZM122 70H125L126 72H120V71ZM132 70V71H131ZM138 70V71H137ZM141 70V71H140ZM142 70H143V72H142ZM156 72H155V71ZM68 71H69V74H68ZM71 71V72H70ZM75 71V72H74ZM80 71H81V73H80ZM82 71H83V74L85 73V75L87 76H82L83 74H82ZM84 71H86V72H84ZM93 71H96L95 73L93 72ZM102 71H105L104 73L102 72ZM114 71V72H113ZM146 71V72H145ZM151 71H154L155 72V74H153L154 72H151ZM4 72V74L2 75L1 73H0V75H2V76H4L6 73ZM88 72H92L94 75H93V77H91L92 76V73H91V75L88 73ZM99 74H98V73ZM101 72V73H100ZM111 72H112V74H111ZM130 72H131V74H134V73H138L139 75L138 76H140V79H137V80H135V78H133V76L130 74ZM148 72L150 73L149 75H151V77L149 78V75H147L148 74ZM40 73H38V75L39 76H41L40 75ZM62 73V72H61ZM62 73V74H63ZM112 75H110V74ZM119 73H120V75H119ZM122 73H123V75H122ZM140 73H141V75H140ZM143 73V74H142ZM113 74H114V76H115V78H118V77H120L119 79H117V80H114L115 78H114V76H113ZM128 74V75H127ZM67 75H69V76H67ZM95 75H97L98 77H96ZM110 75V76H109ZM119 75V76H118ZM125 75V76H124ZM158 74H156V76H157ZM71 76V77H70ZM95 76V77H94ZM124 77V80H123V77ZM131 76V77H130ZM159 76V75H158ZM157 76V77H158ZM42 77V79L40 78V82L41 83H37L38 84V86L39 85H41V84H45V83H43V81H46V79H44L43 80V76H41ZM56 77V76H55ZM101 77V78H100ZM127 77V78H126ZM129 77V78H128ZM153 77V78H152ZM152 79V80H151ZM35 80H36V82H39V77H38V80H37V75H36V78H35ZM114 80V81H113ZM122 80V81H121ZM140 80H141V82H140ZM149 80L152 82V85H151V82H149ZM51 81V82H50ZM77 81H78V83H77ZM135 81V82H134ZM114 82L116 83V84H114ZM155 82V81H154ZM82 83V84H83ZM128 83V84H127ZM149 83V84H148ZM157 83V82H156ZM119 84V83H118ZM154 84V85H153ZM50 85V84H49ZM114 85H115V87H114ZM149 86V87H148ZM152 88H151V87ZM161 87V88H160ZM40 88V87H39ZM154 88V89H153ZM169 89V87H166V89ZM39 90V89H38ZM37 90V91H38ZM100 90V89H99ZM116 90H117V88H116ZM6 91V90H5ZM5 91H2V92H4L5 93ZM27 91V90H26ZM42 91H44V90H42ZM52 91V90H51ZM114 90L112 89V96H113V93H117L118 91H115V92H113ZM13 93V91H9L8 90V93ZM39 92V91H38ZM38 92H36L35 94H37L36 96H37V98H40L39 96H38ZM52 92H54V91H52ZM164 92V91H163ZM6 93H7V91H6ZM9 93V94H10ZM16 93V92H15ZM15 93H13V94H15ZM20 93H23V92H20ZM20 93H18V94H20ZM30 93V92H29ZM29 93H27V92H25L24 93V96L25 97H27V96H29L28 94ZM116 93L114 94V96L115 97H117V95H118V97H119V99H118V97L117 98H115V99H113L112 100V105H114V104H122V101H124V103L123 104H125L126 103V100H128V99H131V98H122L123 97V95H119V94H117L116 95ZM150 93V94H149ZM13 94H10V95H8V97H6L5 95V97H4V100L7 102L8 100H10V102L8 101L7 102V105H10L11 103H13V101H16V100H18V99H23L24 97L23 96H21V95H13ZM17 94V93H16ZM26 94H27V96H26ZM43 93H41V95H42ZM52 95L53 93H49V95ZM56 94V92L53 94V95H55ZM58 94V97H56L57 99L59 98V93H57ZM56 94V95H57ZM2 95H3V93H2ZM2 95H0V96H2ZM33 95V94H32ZM40 95V94H39ZM49 96V98H50V100L51 99H53V98H55L54 96ZM64 95H66V94H64ZM98 95H99V97H102L101 95H103L101 92H99L98 91ZM30 96H31V93H30ZM36 96L34 95V96H31V97H33L32 99H31V102L33 103H31V104H29L28 105V107L30 108V110H31V107H30V105H32V110H34V108H35V110L33 111V112H38L39 110H40V112H41V109H42V96H41V100L40 99H37V101H36ZM120 96H122V97H120ZM35 97V98H34ZM47 97V96H46ZM2 98V97H1ZM13 100H12V99ZM61 98H63V99H61L62 100V102H64L63 100L65 99V96H61ZM33 99H34V101H33ZM47 99H48V97H47ZM56 99V100H57ZM97 99H99V98H97ZM133 100H135L134 98H132ZM3 100V99H2ZM1 100V101H2ZM3 100V101H4ZM12 100V101H11ZM39 100L41 101V102H39ZM50 100L48 99V100H46V101H49L50 102ZM136 100V101H137ZM4 101V102H5ZM52 102L54 101V102H56L55 100H51ZM113 101H114V104H113ZM115 101H118L117 103L115 102ZM121 103H120V102ZM6 102H5V104H6ZM37 102V103H36ZM8 103H10V104H8ZM48 102H45V108L43 109V111L42 112H44V113H46V114H49L50 116H52L51 114L53 113L52 112V110H53V108L52 107H54V103H51V104H53V105H51L50 106V103H49V105L47 104ZM37 106H36V105ZM122 104V105H123ZM134 104V103H133ZM40 106V108L41 109H39V106ZM47 105V106H46ZM132 105V104H131ZM33 106H35V107H33ZM44 106V105H43ZM49 106H50V109H51V111H48L49 110ZM124 106V105H123ZM48 107V108H47ZM48 110H47V109ZM56 108V107H55ZM46 109V110H45ZM37 110V111H36ZM54 111V113H55V110H53ZM48 112H52L51 114L50 113H48ZM57 112V111H56ZM53 113V114H54ZM57 114V113H56ZM56 114H54L53 116H57ZM60 114V113H59ZM48 115V116H49ZM59 118H60V116H58ZM95 121H98V123H94V125L96 126H92V124L90 125V126H92L91 128L89 127L88 128V130H89V132L91 131L90 129H92L93 127H95V128H97V127H99V125H103L104 126V123H102L103 121H101V120H93V122H95ZM99 121H101V123L99 122ZM69 123V122H68ZM71 123V124H70ZM70 125H72L70 128H75L74 126H73V124H72V115L70 116ZM68 124V129L67 128H65V131L64 132H68L69 131V133H67V134H65V133H62L63 134V136L65 137H63L62 136V138L63 139H60L61 138V136L60 137H56L55 136V133H51V135L49 134L48 136L49 137H52V139H50L49 137H47V138H49V140L47 141V142H49L50 140H51V142H53V144H57V143H59V144H57L56 146H57V148H56V150L54 149V147L52 146V143L50 144L52 147H53V149L55 150V152H51V148L49 147V149H47V147H46V144L44 143L45 141H43V138L46 136V134H45V136L40 140H38V143L37 144H35V145H39V146H37L39 149H36V151H35V156H33V149H31V154L29 153L30 152V149H28L29 151H26L27 152V154L29 153L30 155H25L24 153V155L22 154V155H20V156H18V155H16V156H14V158H16L17 159V157H26L25 159H21L20 158V160H18L19 162L17 163L16 162V160H13L10 156H12L13 157V155H15V154H13L12 152H10V154H13V155H10V156H8V158L10 159H5V162H6V166H7V164H8V168L11 170V168L14 170V173H12L11 172V176H10V174L8 175H4V176H9V177H7V179H9V178H11L10 180L12 181V179H13V177L15 176V174L16 175H18L19 174V176L21 177H19V176H16V177H14V178H16L15 180H13L15 183H13V181H12V185H11V181L9 182L7 179H5V180H7L8 182H9V185L10 186H8V187H10V188H6V187H4L5 185H6V183L5 182H3L2 184H4L3 186L2 185H0V186H2V187H0V198H2V196L1 195H3V193L4 194H9V193H15V194H18V195H15V196H13L12 198H10V197H7L8 195H5L6 196V198H7V201H6V198H4L5 196H3V204H4V202L6 201V203H8L9 204V202H8V199H12V200H14V199H18L16 202H15V200L14 201H10V202H14V204L12 205L11 203L9 204V206L8 207H10V210L8 209V207H6L7 208V210H6V208H5V206L7 205H3L2 204V201L0 202L1 204H2V206H4L3 208L5 209L4 211H6V213H0V221H1V218L3 219L2 221H4V218H7L8 216H10L9 214H11V216L14 214L15 215V213L14 212H16V208H17V211L19 210L20 211V208H21V206H23L22 208L23 209H25L24 208V206L25 207H27L28 208V210H26L27 212H30L31 211V209L32 210H36L38 207V212L40 211V212H42L43 214H42V216L44 217V215L45 214H47L46 213V211L48 212V214L50 213V214H53V216L52 215H50L49 216V218H52V219H54V217H55V219L57 220V218H58V216H57V214L59 213V215L61 216V215H63V217H64V220H62L61 219V217H59V219L58 220H60L59 221V223H61V222H71L72 221V219L71 218H69L70 217V215H69V217H67L68 215H66V213L68 212V211H66L65 209H68V207L69 208H71V210H72V208H73V211H75L76 209V211H79L80 209L79 208H82V206H83V208L82 209H84V205L89 201V199H85L84 198V200H82V201H84V202H82L81 200V203L83 204L84 203V205H81V203L79 204V202L77 203L76 201H78V200H73V201H70L69 203L70 204H68V201H69V199L70 200H72L71 198H73L74 199V195L75 194H77V190L78 191H80V190H87V191H93L94 193H97L100 189H103V190H105L110 184H107L106 182H105V180L103 179V178H101V177H99V178H97V176L96 175H99V172L97 171V172H95V171H93L95 168H96V165H97V167H98V164H99V166L102 164V160L104 159L103 157H102V155L100 156H96L97 155V152H99L100 151V149H98L93 143H91V141L89 140L94 134H93V132H91L90 134L88 133V131L86 130V128L83 130V127H81L82 125H80V122H79V124H78V128H76L77 129V131H76V129H74V131H72V129H71V131L69 130V125ZM65 126V125H64ZM84 126V125H83ZM108 126V125H107ZM66 127V126H65ZM81 127V129H79ZM102 127H100L99 129H97V130H102V131H104L105 130V128H102ZM108 128H109V126H108ZM111 128V127H110ZM68 130V131H67ZM81 130H83V131H81ZM93 130V129H92ZM94 130H96V129H94ZM79 131V132H78ZM73 132H78L79 134H80V132H81V134H80V136L78 135V133L76 134V135H78L75 139H72L73 141L71 142V140L70 141H68L66 138L68 137L69 139H71V138H74V136H76L75 135V133H73ZM74 134L73 136H72V134ZM86 133H88V134H86ZM95 133V132H94ZM96 133H98V132H96ZM95 133V134H96ZM65 134V135H64ZM69 134V135H68ZM70 134H71V136H70ZM68 135V136H67ZM120 136H123V138H124V140H123V142H125V144H129V142H133L132 140H131V138L129 139V138H127L129 135H126V134H124V133H121V134H119ZM53 137L54 138H56V142L57 143H54L55 141H53ZM80 139H79V138ZM83 137V139H81ZM84 137H85V139H84ZM86 137H89V139H88V142H89V144H88V142L87 143H84L83 141L84 140H86ZM46 138V139H47ZM58 138H59V140H58ZM127 138V139H126ZM66 139V143L68 144L69 142L70 143H73L72 144V146H70V144H69V146L71 147V148H73V150L72 151H74V150H76V151H78L77 149V147H78V145L80 146H82L83 144H84V146H83V149H85V146H86V144H88L87 146H86V151H84L83 152V149H82V147H79V150L80 151H82L83 153H84V155H85V157L86 158H84L83 156V153L82 152H80V153H82V155L79 153V152H76L75 151V153L74 152H70L71 151V148L68 146L67 148L68 149H66L65 148V146H62V147H64V148H61L62 149V151H64L65 149L69 152V153H71V154H74V155H69V153L67 152V153H65V151L62 153V151H61V149L59 150L58 148H60L61 147V145L63 144V143H61V141H63V140H65ZM128 139H129V142H128ZM75 140V141H74ZM81 140H83V141H81ZM39 141H40V143H44L45 145H42V144H40L39 143ZM41 141H43V142H41ZM60 141V142H59ZM77 141H78V143H80V144H77ZM183 142L184 141V143H186L185 141L186 140H184V139H182V140H180V142ZM75 142V143H74ZM83 142V143H82ZM86 142V141H85ZM50 143V142H49ZM178 143V142H177ZM177 143H176V145H177ZM65 144V143H64ZM67 144H66V146H67ZM40 145H42V147L40 146ZM60 145V147H58ZM76 145H77V147H76ZM91 145V146H90ZM93 145V146H92ZM43 146H45V147H43ZM180 146H183V148L186 146V144H185V146L181 143V144H178V148L180 147ZM36 147V146H35ZM36 147V148H37ZM76 149H75V148ZM93 149H92V148ZM30 148V147H29ZM42 148H43V150H45L44 152H46L47 154L49 153V155L51 154V155H53V154H55L57 157H55V155H53V156H49V157H47L48 155L46 154V156H45V153L43 152V150H42ZM89 149V151H91V153L89 152V154H88V149ZM96 148V149H95ZM172 150H174L173 152H172V150H171V152L173 153V154H176V153H178V155L180 156V155H183V151H182V149L180 148V149H178V152H176V150H177V148L174 146L173 148H172V146L170 147ZM52 149V150H53ZM64 149V150H63ZM176 149V150H175ZM35 150V149H34ZM37 150H39L40 152L38 153V151ZM47 150V151H46ZM53 150V151H54ZM93 150H94V152H93ZM99 150V151H98ZM183 152H181V151ZM57 151H58V153H57ZM42 152H43V154H42ZM60 152V153H59ZM86 152V153H85ZM95 152H96V155H95ZM101 152V151H100ZM53 153V154H52ZM57 153V154H56ZM61 153H62V157H63V159L60 157L61 156ZM65 153V154H64ZM76 153H79L78 155H80V156H76L75 154ZM93 153H94V155H93ZM180 153V154H179ZM66 154H68V155H66ZM99 154V153H98ZM32 155V156H31ZM60 155V156H59ZM64 155H66L65 157H64ZM89 157H88V156ZM90 155H92L91 157H92V159H91V162H93V158L94 157H96V158H101L102 160H101V164H100V161H97V163H95V164H93L92 166L91 165H89V166H91V167H86V166H88L87 164H89V161L88 160H90ZM177 155V154H176ZM177 155V156H178ZM29 156H30V158L32 157L33 158V160L31 159V162H33L32 163V165H30L31 164V162H29L30 161V158H29ZM41 157L43 158V161H42V163L40 164L38 161H41L42 159H41ZM44 157H46V159H47V161H46V159L44 158ZM51 157H55L53 160L51 159ZM59 157V158H58ZM66 157H68V158H66ZM69 157H75V159H73L71 162H69L70 161V159H69ZM76 157H79V158H76ZM80 157H82V158H80ZM87 157H88V159H87ZM34 158H36V159H34ZM49 158V159H48ZM84 158V159H83ZM94 159L95 161L96 160H98V159ZM12 159V160H11ZM29 159V160H28ZM41 159V160H40ZM53 161H51V160ZM56 159H58L57 160V164H56V167H57V165L60 163H62V165H63V163H64V167L63 168H67V171L68 170H73L75 167H73L74 166V164H73V162H74V160H75V162H77V164L78 165H82V167L84 168V170L85 171H89V173H90V171H92L90 174L91 175H87V173H88V171L86 172V175L87 176H85V171L83 172L82 171V167L80 168V166L79 167H77L78 168V170L76 171H71L70 170V172H69V174H70V178H69V174H67V176H68V178L70 179V180H68V182L70 181V182H72L73 180H72V178L75 176V179H77V180H74L75 182L76 181H79L80 183H78V182H76V183H74V185L72 186V188H71V186H70V184H73V183H68L67 182V180H65V179H67V177L66 176H64V177H62V179L60 178V177H58V175H56L57 174V169H56V167H55V162H56ZM64 159H68L69 161H65ZM78 159V160H77ZM81 159V160H80ZM83 159V160H82ZM86 159H87V164H86ZM24 160V161H23ZM44 160L46 161L45 163L46 164H44L43 162H44ZM51 161V162H49V161ZM61 160V161H60ZM63 160V161H62ZM8 161V162H7ZM11 161V162H10ZM16 162L15 163V166L13 165L14 164V162ZM22 161V162H21ZM36 161V162H35ZM94 161V162H95ZM127 161H128V164H132V163H134V161H135V159L133 158V157H131L130 159L129 158H127ZM4 162V161H3ZM4 162V163H5ZM66 162V163H65ZM81 162V163H80ZM90 162V163H91ZM104 162V161H103ZM29 163V164H28ZM53 163V164H52ZM69 163V164H68ZM73 165H72V164ZM86 164L85 166H84V164ZM9 164H12L13 166H11V165H9ZM19 164H20V166H19ZM39 164V165H38ZM45 165V168H44V165ZM76 163H75V165H77ZM3 166V168L2 169H4L5 171H7V167H5L4 166V164H2ZM41 165H43V166H41ZM49 165V166H48ZM52 165H54V169H53V171H51V173H52V175H54L52 178H51V175H50V180H51V182L53 183H55L54 185H55V187H54V189L52 188L53 186H52V184L50 183V182H48L47 181V184L49 183V185H48V189L49 190H56V192L53 194V195H51V194H43V193H40V192H38V191H31V190H29V187L27 188L25 185H26V178L27 177H29V179H32V178H34L32 175H34V174H38V176H36V175H34V176H36V177H39L40 179H36V180H41V181H43L42 179L43 178H41L42 176H44V173H45V176L47 175L46 174V172L48 173V170H49V173H50V170H52V169H49V168H51L52 167ZM10 166H11V168H10ZM33 166L35 167V168H33ZM41 166V167H40ZM48 168H47V167ZM95 166V167H94ZM31 167L33 168L32 170H31ZM36 167H38V168H36ZM73 167V168H72ZM85 167L87 168V170L85 169ZM94 167V168H93ZM18 169V171L21 173V175H20V173L16 170L15 171V169ZM91 168V169H90ZM22 170L23 171V174H25L26 176H23V174H22V171H20V170ZM23 169H25V170H23ZM30 171H29V170ZM42 169V170H41ZM45 169V170H44ZM47 169V170H46ZM80 169H81V172H83L84 173V179L83 180H81L82 178H81V176L83 175V173H81L80 172ZM90 169V170H89ZM97 169V168H96ZM10 170L9 171H7V173H9L10 172ZM29 171L31 174V176L29 175V174H27V173H25L26 171ZM41 170V171H40ZM25 171V172H24ZM27 171V172H28ZM33 173H32V172ZM44 171H46V172H44ZM55 171V172H54ZM18 174H17V173ZM28 172V173H29ZM38 172V173H37ZM41 172V174H40V176H39V173ZM75 174V175H73L72 176V174L73 173ZM81 173V175H80V177H79V175L77 174V173ZM43 173V174H42ZM50 173V174H51ZM93 173L94 174H96V173H98V174H96V175H94L93 177H95L96 176V179H98V181L95 179V178H93L92 177V175H93ZM12 174H14V176L12 175ZM77 175V176H76ZM45 176H44V180H45ZM58 178H60L61 179V184H63V183H65V181H66V184L68 185H66V188L68 187V189L67 190H65V189H63V188H65V187H63L61 184H60V179H57L56 180V178L57 177ZM89 176H91L92 178H90V179H94V180H96V182L93 180V182L94 183H104L105 185L102 187L101 186V184H98V185H96L95 186V184H93L92 183V180H91V182H90V179H89ZM148 176V175H147ZM19 177V178H18ZM31 177V178H30ZM47 177V176H46ZM77 177V178H76ZM20 179H22V180H20ZM23 179H24V181H23ZM28 179V180H29ZM53 179H54V181H53ZM65 181H64V180ZM89 181H88V180ZM101 179V180H100ZM103 179V180H102ZM124 180V184H126L127 185V187L130 185V182L128 181V179L127 178H123ZM4 180V181H5ZM22 181L21 183H25V184H20V181ZM49 180V181H50ZM56 180V181H55ZM59 180V181H58ZM63 180V181H62ZM99 180H100V182H99ZM6 181V182H7ZM18 181V182H17ZM85 181H88L87 183L85 182ZM128 181V182H127ZM59 182V183H58ZM85 182V183H84ZM166 183H169L170 184V180H166ZM14 184V185H13ZM19 184V185H18ZM46 184V185H47ZM59 184V185H58ZM90 184H93V186L92 187H90L89 185ZM107 184V185H106ZM129 184V185H128ZM149 184V183H148ZM18 186V187H15L14 188V186ZM23 188H25V189H27V190H25V189H22V187ZM24 185V186H23ZM45 185V184H44ZM51 185V186H50ZM57 185V186H56ZM64 185V184H63ZM64 185V186H65ZM81 185V186H80ZM150 185V184H149ZM12 186V187H11ZM20 186V187H19ZM50 186V187H49ZM60 186L62 187L61 189H60ZM95 186V187H94ZM111 186V185H110ZM70 187V188H69ZM81 187V188H80ZM127 187H126V189H125V191L127 192H125V195H124V193H123V191L121 192V191H118L117 192V194H118V196L120 197L119 198V200L121 201V203H123V202H126L127 203V201H129L128 199H126V195L128 194V196L130 195L131 196V194L132 193H130V191L129 190H127ZM2 188V189H1ZM11 188H14L15 189V191L13 190V191H10L11 190ZM56 188V189H55ZM78 188V189H77ZM105 188V189H104ZM19 189V190H18ZM62 189H63V191H62ZM111 190H112V188H110ZM57 190H59V192H57ZM114 190V189H113ZM2 191V192H1ZM96 191V192H95ZM54 192V191H53ZM88 193H90V192H88ZM93 193V194H94ZM70 194V196H67V195H69ZM97 194H100V191L97 193ZM71 195H73V197L71 196ZM88 195V194H87ZM133 195V194H132ZM20 196V197H19ZM76 196V195H75ZM85 196V195H84ZM124 196H125V198H124ZM19 197V198H18ZM22 197V198H21ZM26 197V198H25ZM31 197V198H30ZM69 197H71V198H69ZM27 198H29V199H27ZM100 198V197H99ZM97 199L96 201L98 202H102L100 199H106V198H100V199ZM130 198V197H129ZM170 198V197H169ZM5 199V200H4ZM21 199H23V200H21ZM65 199V200H64ZM1 200V199H0ZM88 200V201H87ZM92 200V199H91ZM90 200V201H91ZM103 200V201H104ZM107 201H111L110 199H106ZM146 201H147V199H145ZM170 200H174L173 198H170ZM42 201V202H41ZM43 201H45V203L43 202ZM49 201V202H48ZM60 201H61V204H60ZM75 201V202H74ZM87 201V202H86ZM90 201H89V204L87 203V205L88 206H90L89 208H88V211H90L91 209V213L92 212H94V205L95 204H93L94 203V200L93 201H91L92 203H90ZM59 202V203H58ZM65 202H67V204L65 203ZM86 202V203H85ZM106 202V201H105ZM39 203V204H38ZM41 203H42V205H41ZM55 203H56V206H55ZM65 203V204H64ZM148 203V202H147ZM37 204V205H36ZM51 204V205H50ZM53 204H54V206H53ZM74 204H76L75 205V207L78 205V206H81V207H78L77 206V208L75 209V207H73V205ZM92 204H93V206H92ZM149 204V203H148ZM39 205V206H38ZM57 205H58V207H60V210H59V208H57ZM62 205H64V206H61ZM66 205L68 206L67 208H65L66 207ZM71 205H72V207H71ZM86 205V206H87ZM12 206V207H11ZM19 207V209H18V207ZM33 206H35V208L33 207ZM37 206V207H36ZM44 206L47 208V210L44 208ZM51 208H50V207ZM86 206H85V208H86ZM30 207V208H29ZM57 209H56V208ZM93 207V208H92ZM146 207H149V206H146ZM2 208V209H3ZM22 208H21V211H23L22 210ZM26 208V209H27ZM44 208V209H43ZM55 209L54 211H53V209ZM61 208H65L64 210H65V212H64V210L62 211V212H64V213H62V214H60V212L59 211H61ZM86 208V209H87ZM120 208H122L123 209V213H122V216H124L123 218H126L127 217V215L128 214H125L124 213V208H123V205H120ZM134 207L132 206L131 207V213L129 214V219H131L132 221H135L136 219H139L140 221H139V223L141 222L142 224H146L145 223V220L143 219L142 220V217H141V215H134L133 213L137 210V208H136V210L135 209H133ZM13 209V210H12ZM29 209H30V211H29ZM42 209V210H41ZM48 209H52V210H50V211H52V212H54V213H52V212H50V211H48ZM152 208H150V210H151ZM36 210V211H37ZM58 212H57V211ZM69 211H70V209H68ZM139 210H140V208H139ZM142 210V209H141ZM144 210V209H143ZM147 210H149V208H147ZM156 210V209H155ZM3 211V210H2ZM14 211V212H13ZM18 211V212H19ZM20 211V212H21ZM25 211V210H24ZM36 211H34L35 212V214H36ZM75 211V212H76ZM132 211H134L133 213H132ZM12 212V213H11ZM18 212H16V213H18ZM55 212H57L56 213V215H54L55 214ZM71 212V211H70ZM9 213V214H8ZM32 213V212H31ZM133 214V215H132ZM28 215L29 216H31L29 213H28ZM36 215H40L39 213H37ZM73 215V214H72ZM126 215V216H125ZM7 216V217H6ZM34 218H36V216L34 215L33 216ZM41 217V216H40ZM39 217V219L40 220H42L43 218L41 217L40 218ZM46 217V218H45ZM45 217H44V219H47L48 218V215H45ZM57 217V218H56ZM68 219H67V218ZM31 218H32V216H31ZM31 218H29V219H31ZM110 218H112V217H109V219ZM39 219H37V220H39ZM69 220V221H68ZM71 220V221H70ZM110 221H111V219H110ZM79 222V221H78ZM80 222H83L81 219H80ZM111 224V223H110ZM151 224H153V223H151ZM163 225H165V224H163ZM110 227H111V225H110ZM140 227H143L142 225L140 226ZM144 228V227H143ZM152 230L154 231V230H156V228L155 227H152ZM13 231V235H15L16 233H14L15 231L14 230H12ZM11 230L9 231V232H12ZM62 232H64L65 234H69V233H73V231H69V233H67L68 232V230H63ZM45 234H47V231H45L44 232ZM10 234H12V233H10ZM13 235H9V236H13ZM261 236H264V235H261ZM46 237V236H45ZM12 239H14V237L12 238ZM43 239H45V238H43ZM14 241V240H13ZM104 241H106V243H104ZM136 241V243H134ZM99 242L100 243H103L104 245L105 244H107V242H109L108 240H107V238L106 237H101L100 239H99ZM134 242L132 241V243H134V244H136V245H138V244H140V243H138L137 244V240H135L134 239ZM164 242H166V241H164ZM167 243V242H166ZM169 243H171V242H169ZM162 244H165V243H162ZM23 245V244H22ZM20 245V247H22V248H18V249H24V247H25V245ZM165 245H169L168 243L167 244H165ZM138 246H140V245H138ZM169 247H172L171 245H169ZM26 248H30V249H32L33 247H32V244H28V245H26ZM16 249V248H15ZM184 249H188V248H184ZM246 249V248H245ZM244 249V250H245ZM248 249H250V248H248ZM11 250H13V252H14V248H12ZM247 252H249L248 250H246ZM13 252H12V254H13ZM11 254V255H12ZM7 259L9 260V258L8 257H6V260H5V263L7 262ZM2 261H4V260H2ZM2 261L0 262V263H2ZM9 262H11V261H9ZM7 263V264H13V262H11V263ZM107 263H108V261H106ZM15 263V262H14ZM103 262H100V264H102ZM2 264H4V263H2ZM86 264H89V263H87L86 262ZM103 264H106L105 263V261H104V263ZM109 264V263H108ZM164 264H166L165 262H164Z\"/></svg>",
    "mask_w": 264,
    "mask_h": 264
},
{
    "label": "crops",
    "instance_id": "0c3cea01",
    "mask_svg": "<svg viewBox=\"0 0 264 264\" xmlns=\"http://www.w3.org/2000/svg\"><path fill=\"white\" fill-rule=\"evenodd\" d=\"M60 54H66V52H61ZM43 56L46 58V54H43ZM86 81V80H85ZM96 80H94V82L93 81H86L85 83H83L82 85H78V84H73L70 88H68L67 89V93H66V95H65V100H64V102L66 103V104H73V105H76L77 106V104H79L80 106H81V103H83V105L80 107V109L82 110H77V108H76V110L74 109L73 110V113H72V124H73V126H78L77 124H75L76 122L78 123L79 122V116H81V118H80V124H82V121H83V119H85V120H87V118L88 117H90L91 119H92V116H94L95 115V118H98V117H100L99 119H101L102 117H103V115L105 116V115H107L108 116V114H111V112H108L110 109H111V106L110 105H112V92H111V90H110V92H108L107 91V85L106 84H104V87L106 88V90L105 91H103L104 92V94L102 95V97H100L99 99H97L94 95H92V94H86V91H87V89H91L90 88V86L92 85L93 87H95V84H96V82L98 81H96ZM95 83V84H94ZM86 84V85H85ZM90 85V86H89ZM98 84H96V87H98V89H100L101 90V86H100V84L97 86ZM84 86V87H83ZM87 86H89V87H87ZM91 86V87H92ZM100 86V87H99ZM57 87V89H58V86H56ZM56 87H55V89H56ZM81 87V88H80ZM104 88V89H105ZM103 89V90H104ZM84 90H86V91H84ZM96 91H97V88H96ZM111 93V94H110ZM111 95V96H110ZM84 102H85V104H84ZM87 102H89L88 104H87ZM91 102H92V104L94 103V102H96V103H100L99 104V112L98 111H96V103H94L93 105L91 104ZM105 102H108L107 103V105H106V103ZM103 103V104H102ZM88 105V106H87ZM103 105V106H102ZM104 105L105 106H108V107H104ZM93 106V108H94V111H93V109L92 108H89V109H87L88 107H92ZM82 107H85V109L84 108H82ZM87 107V108H86ZM103 108V109H102ZM104 108H110V109H108V110H106V109H104ZM84 109V110H83ZM91 109V110H90ZM90 110V111H89ZM106 110V111H105ZM75 111H76V113H77V116H76V113H75ZM102 111H104V112H102ZM111 111V110H110ZM79 112H81V113H79ZM90 112V113H89ZM98 112V113H97ZM103 114H102V113ZM105 112H107V113H105ZM88 113V114H87ZM105 113V114H104ZM86 114V115H85ZM100 114H101V116H100ZM79 115V116H78ZM89 115V116H88ZM99 115V116H98ZM84 116V117H83ZM97 116V117H96ZM107 116H105V117H107ZM55 117V116H54ZM58 117V116H57ZM55 118L56 120L57 119H59V117L58 118ZM76 117H79L78 119L76 118ZM82 117H83V119H82ZM105 117H103L104 119H105ZM90 118H88V121H87V123H88V125L90 124V122H91V120H90ZM48 120H51V122L53 123V121L55 122L56 120H54V118L53 119H48ZM47 120V122H48V124L49 123H51L50 121H48ZM53 120V121H52ZM60 120V119H59ZM85 120H84V124L85 125H87V123L85 122ZM58 122V121H57ZM51 123V124H52ZM60 123H61V121H60ZM62 123H64V122H62ZM79 124V123H78ZM63 125V124H62ZM83 125V124H82ZM61 127V126H60ZM146 181H149V178L146 180ZM146 183V182H145ZM148 183H150V181L148 182ZM147 185H149V184H147Z\"/></svg>",
    "mask_w": 264,
    "mask_h": 264
},
{
    "label": "built area",
    "instance_id": "2783aa9c",
    "mask_svg": "<svg viewBox=\"0 0 264 264\" xmlns=\"http://www.w3.org/2000/svg\"><path fill=\"white\" fill-rule=\"evenodd\" d=\"M2 26H0V32H2ZM12 34V33H11ZM20 34V33H18ZM23 46L22 40L21 38H17V39H13L12 40V48L14 51H16V54H19V51H21V48ZM23 69L25 72H23ZM20 72L26 73L27 69L25 67L22 66L21 63H16L14 65H9L7 68V73L9 75H14V74H19ZM9 87V88H17L16 85L12 84L11 79H9L6 76H1L0 75V87ZM12 109L19 111V114L21 112L19 104L15 103V105H12ZM15 118L14 114H10L9 110L5 107H2L0 105V142H12V143H16L19 146H21V137L20 134H16V130H14V127L12 125V120ZM21 128L23 127V123H20ZM24 146V145H22ZM25 147V146H24Z\"/></svg>",
    "mask_w": 264,
    "mask_h": 264
}]
</instances>
